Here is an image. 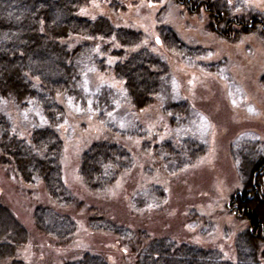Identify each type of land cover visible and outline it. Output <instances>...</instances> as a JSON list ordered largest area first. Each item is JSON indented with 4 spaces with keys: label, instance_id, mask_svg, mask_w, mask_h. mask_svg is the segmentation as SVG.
I'll return each mask as SVG.
<instances>
[{
    "label": "trees",
    "instance_id": "obj_1",
    "mask_svg": "<svg viewBox=\"0 0 264 264\" xmlns=\"http://www.w3.org/2000/svg\"><path fill=\"white\" fill-rule=\"evenodd\" d=\"M90 1L0 0V185L13 183L26 197L31 192L25 186H40L51 202L36 205L31 229L0 195V264H25L17 259L18 253L35 233L56 240L60 247L69 246L75 237L76 221L55 209L83 207L64 181V142L57 130L66 125L67 115L60 99L75 112L95 114L113 134L137 138L147 133L130 115L123 118L125 122L111 118L124 105L141 112L160 102L178 137L153 147L146 143L145 148H153L171 174L185 170L208 152L203 132L206 121L181 97L167 60L148 48L135 50L144 40L142 33L117 29L104 17L95 21L81 17V10ZM149 1L161 4L166 0ZM167 1L181 6L189 15L207 14V30L230 43L249 35L264 40V14L245 12L244 0ZM166 7L157 17L160 25L168 14ZM157 32L156 42L166 51L190 66L229 79L226 60L204 62L212 50L188 46L166 25ZM103 56L114 58V65L108 66ZM95 71L112 72L123 91L108 85L88 90L87 76ZM260 86L264 90V75ZM8 105L30 127L29 139L19 137ZM230 152L241 188L230 197L228 213L247 224L237 238V262L223 260L217 250L179 244L167 236L153 238L109 218L98 208L88 210V226L119 238L125 260L122 264H262L264 142L240 138ZM133 166L127 148L98 141L82 154L79 176L90 192L104 193ZM165 199L164 189L154 185L137 192L133 204L137 210H144L161 205ZM64 264L111 262L104 254L87 252Z\"/></svg>",
    "mask_w": 264,
    "mask_h": 264
},
{
    "label": "rangeland",
    "instance_id": "obj_2",
    "mask_svg": "<svg viewBox=\"0 0 264 264\" xmlns=\"http://www.w3.org/2000/svg\"><path fill=\"white\" fill-rule=\"evenodd\" d=\"M244 5L247 13L264 14V0H244ZM165 7L168 14L161 25L172 28L188 46L212 50L210 58L204 62L213 64L226 60L229 79L186 64L156 42L161 26L157 17ZM80 16L91 21L104 17L117 29L144 35L142 44L135 50L148 48L167 60L181 97L206 121L203 132L209 149L200 161L171 174L153 148H145L146 143L153 147L178 137V130L171 127L160 102L141 112L124 105L111 118L125 122L123 118L130 115L147 133L144 138H137L113 134L95 114L75 112L60 99L67 115L66 125L57 130L64 142V181L83 207L55 209L73 218L77 231L69 246L60 247L56 240L33 230L31 242L20 249L17 259L25 264H64L88 252L106 255L111 264L124 263L119 238L87 224L88 210L98 208L109 218L133 230L145 231L153 238L167 236L179 244L217 250L223 260L237 262V238L247 229V224L228 213L230 197L241 188L230 148L240 138L264 142V90L260 86L264 75V40L249 35L230 43L207 30L210 23L207 14L189 15L181 6L167 0L161 4L149 0H91ZM105 59L108 66L116 61L110 57ZM103 85L123 91L112 72L95 71L87 76L88 90ZM8 106L19 137L29 139L30 127L17 118L12 105ZM98 141L118 143L127 148L134 159L133 168L104 193L90 192L79 176L82 154ZM154 185L164 189L165 201L159 206L137 210L134 195ZM25 187L31 192L28 197L19 193L13 183L4 182L0 185V195L12 212L32 229L36 205L51 202L42 187Z\"/></svg>",
    "mask_w": 264,
    "mask_h": 264
}]
</instances>
